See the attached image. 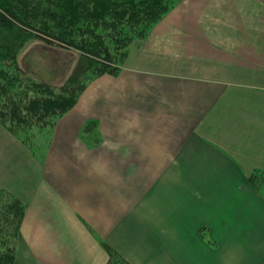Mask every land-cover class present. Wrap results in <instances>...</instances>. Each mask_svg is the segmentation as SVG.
<instances>
[{"label": "crops", "instance_id": "crops-1", "mask_svg": "<svg viewBox=\"0 0 264 264\" xmlns=\"http://www.w3.org/2000/svg\"><path fill=\"white\" fill-rule=\"evenodd\" d=\"M131 62L87 88L39 171L36 154L21 160L35 264H106L105 245L129 264L186 263L169 249L264 264V195L249 182L264 172V0H184ZM206 182L219 202L183 219Z\"/></svg>", "mask_w": 264, "mask_h": 264}, {"label": "trees", "instance_id": "trees-1", "mask_svg": "<svg viewBox=\"0 0 264 264\" xmlns=\"http://www.w3.org/2000/svg\"><path fill=\"white\" fill-rule=\"evenodd\" d=\"M138 1L145 0H0V118H8L16 125L45 127L56 116L72 108L76 98L70 93L77 95L84 90V78L94 63L98 65L99 68L95 69H100V74L115 75L118 67L114 58L109 57L110 43L113 44V40L119 43L126 41L127 26L131 22L144 21L140 19L143 15L146 18L151 15L153 21L158 20L176 2L148 0L145 11L144 7L140 8L143 2ZM151 21L147 20L146 26ZM31 38L46 43L48 47L78 50L76 66L59 87L61 94L55 93L50 84L39 81L27 84L21 81L22 86L17 87L18 82H14L6 69L17 67V57ZM58 54L51 57H60ZM21 88L26 93L23 96L18 94ZM30 92L33 96L28 94ZM260 174L264 176V172L251 174L249 182L253 183ZM253 186L264 195V184L255 182ZM2 194L0 196H4ZM11 199L0 201V227L2 231L9 228L8 237L18 239L24 209L20 201ZM1 243L0 264H16L14 249L4 240ZM104 247L109 257L106 264H129L114 250Z\"/></svg>", "mask_w": 264, "mask_h": 264}, {"label": "rangeland", "instance_id": "rangeland-1", "mask_svg": "<svg viewBox=\"0 0 264 264\" xmlns=\"http://www.w3.org/2000/svg\"><path fill=\"white\" fill-rule=\"evenodd\" d=\"M183 1L184 0H176V2H174L173 5L169 7V9L164 11V13L161 15V17L158 20L153 21L151 15L148 16L147 18L146 15H143L140 17V19H144V21L131 22L127 26L128 29L126 30V34L128 36L127 40L122 43L113 40V44L110 43L109 57L114 58L116 62L115 65L118 67L117 73L115 75L109 73L100 74L99 73L100 69L99 70L95 69L96 67L99 68L98 65L94 63L92 65V69L90 70L89 75L85 76L84 78V83H85L84 90H82L79 94L77 93V95H75V93L74 95L73 93H70L71 96L76 98L72 108L63 114L56 116L47 126L39 127L36 125H28V126H24V124L16 125L11 123L8 120V118L7 119L0 118V191H1L0 193H3L2 195H4V196H0V201L4 202L5 199L12 200L11 198L17 199L23 205L24 215H25V211L27 209L28 203L25 201L23 202V198L17 196L18 195L17 193H19L20 190L16 189L17 185H16L15 173H17V171L19 170L21 162L24 161L26 157L31 158L30 156L36 154L35 160H33L31 164L33 163L34 164L33 166L37 168L35 169L36 172L37 170L39 171L38 165L41 163L39 165L41 166L43 163H45V161H43V158H45L47 152H50L49 149L53 148V144L56 143L53 141L51 142L50 137L52 135H55V133L56 135L63 133L62 130L63 126L61 125L64 122L63 119L66 116H69L74 110L78 111V109L75 108L77 106H78L77 108H79L81 98L84 96L87 88L95 85L97 80L105 76H118L122 67L124 68L130 66L132 63L131 62L132 56L137 54V52L140 49V46L143 44V42H145L150 32L155 28L156 25L164 21L168 15H170L173 11H175V9L179 8L183 3ZM138 2H143V6H140V8L144 7L145 11H147L148 0L138 1ZM147 20L148 21L152 20L149 26H146ZM133 26H136V28H133ZM77 51L78 50L75 49L69 50V49L59 48L56 46L48 47L46 43L31 38L26 41L24 48L21 50V52L17 57V61H16L17 67L15 68L13 66L10 69L9 68L6 69L9 70V74L11 78L14 80V82L15 83L18 82L17 87L22 86L21 81H23L26 84L27 82L30 81H36V82L39 81L50 84L51 87L54 88L55 93L61 94L59 92V87L65 82L67 78L70 77L74 67L77 64V60L79 57V53ZM56 52H58L62 57L61 56L51 57L52 54L54 55L58 54ZM129 57L130 60H128ZM61 92L64 95V91ZM18 94L19 96H23L26 93L24 89H22ZM28 94L30 96H33V93L31 92ZM77 124L78 122L75 123V125ZM63 143L64 142L61 143L60 147H62ZM72 144H73V148H75L76 144H78L77 140H73ZM83 144L85 146L87 145L90 146L91 143L88 140L86 142H83ZM39 158L42 161L41 160L39 161L38 160ZM51 158L52 160L54 159L53 157ZM52 160L48 161L47 163L51 164ZM255 182L259 184H264V176L260 174L259 177L254 178L253 181L254 184L252 182L250 183L255 185ZM194 184L196 183L194 182ZM209 184L210 183L206 182L204 187L202 186L201 188L194 189L193 191H196L197 195L192 194L193 197L185 198V200L188 201V205L186 206L185 204L184 209L181 212H179V214L180 213L184 214L183 219H186L187 215L194 216L192 212L194 213L193 209H195L197 206L193 204H198L200 207V204L203 200H205V202L207 203L219 202V199L222 197V195H220V197L216 196V198H214L212 194L213 190L210 187H207V185ZM191 189L182 188L177 190H180L182 192V195L188 197V195H190L191 193ZM254 189L257 190L256 188ZM177 190H169V192H175ZM177 194L179 195V193ZM195 220L196 223L201 224L202 228L200 233L201 235H203L204 234L203 226H205V224L208 223L207 222L208 219L204 221L202 219L201 220L195 219ZM21 225L19 226L18 229L20 235V238L18 239H13L10 236L8 237V235L10 234V232H8V230L10 231L9 228L7 229V231H2V227H0V245L2 244L1 242H3L4 240L7 242V244L10 245L11 248L14 249L16 254V264H35V260L32 257L31 251L25 239L21 235ZM205 236L206 237L204 239L207 242H209L206 233ZM5 237L8 238L1 239ZM103 245L105 244L103 243ZM167 255L169 261L172 260L175 261L176 259L178 261L179 258L181 257V258H185L186 260L189 259V261H186L184 259L186 263L188 262L199 263V261H201L200 258L206 254H203L201 250L199 252H193L192 250H186V251L182 250V252H177L175 251V249H169ZM203 259L206 260L207 258H203ZM202 263L207 264L206 261L205 263L204 262Z\"/></svg>", "mask_w": 264, "mask_h": 264}]
</instances>
